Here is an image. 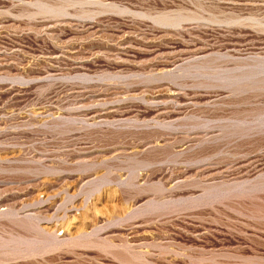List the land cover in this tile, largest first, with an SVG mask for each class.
<instances>
[{"label":"rangeland","instance_id":"rangeland-1","mask_svg":"<svg viewBox=\"0 0 264 264\" xmlns=\"http://www.w3.org/2000/svg\"><path fill=\"white\" fill-rule=\"evenodd\" d=\"M0 264H264V0H0Z\"/></svg>","mask_w":264,"mask_h":264},{"label":"bare ground","instance_id":"bare-ground-1","mask_svg":"<svg viewBox=\"0 0 264 264\" xmlns=\"http://www.w3.org/2000/svg\"><path fill=\"white\" fill-rule=\"evenodd\" d=\"M247 5H249V4H247ZM232 10V9H231ZM261 18V17H260ZM165 19V18H164ZM169 22H165V24L166 23H170V19H167ZM166 20V21H167ZM172 21H173V19H172ZM175 22V21H174ZM174 22H171L170 24H172V23H174ZM176 24V23H175ZM198 49V48H197ZM200 50V49H199ZM203 50H204V48H203ZM199 52V51H198ZM241 57V56H240ZM50 58H52V57H50ZM54 58V57H53ZM263 71V70H262ZM76 234V233H75ZM58 235H60V233L58 234ZM77 235V234H76ZM75 237V236H74ZM129 238V240H128V242L126 241L125 243H127V244H129V243H136V241L137 240H135V236L134 235H131L130 237H128ZM151 239H153V240H156L157 238H151Z\"/></svg>","mask_w":264,"mask_h":264}]
</instances>
